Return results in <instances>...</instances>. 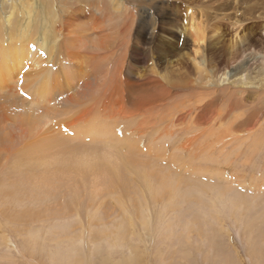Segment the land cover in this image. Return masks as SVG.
Segmentation results:
<instances>
[{"label": "bare ground", "instance_id": "bare-ground-1", "mask_svg": "<svg viewBox=\"0 0 264 264\" xmlns=\"http://www.w3.org/2000/svg\"><path fill=\"white\" fill-rule=\"evenodd\" d=\"M130 2L0 0V120L22 124L16 136L25 145L14 150L12 141H6L0 193L18 206L30 203L19 208L13 203L7 214L43 215L48 209V215H71L66 212L73 200L60 208L57 197L69 186L71 193L87 191L88 186L90 204L84 203L82 212L100 206L104 193L114 194L113 215H146L141 226L153 218L158 235L170 244L175 232L164 215L184 214L196 201L206 220L205 246L213 248L217 264L224 258L223 264H231V258L218 246L222 236L214 229L215 215L234 217V225L248 235L254 261L263 263L264 253H255L256 240L249 231L253 219L263 221L264 179L255 178L262 183L252 187L250 196L189 180L163 165L172 162L184 173L194 167L196 176L199 164H219L221 158L232 167L233 155L235 164L251 167L254 173L264 168V102H248L253 95L249 92L264 91V22L262 37L247 33L227 41L220 29L203 28L192 14L185 18L188 22L182 20L170 0H133L135 7ZM145 7L155 17L146 19ZM243 17L250 25L257 22L250 7ZM257 55L262 64L255 72L250 62ZM147 59L149 68L140 76L134 67L141 70ZM182 64L192 65L195 77L182 70ZM15 79L21 82L17 90ZM64 130L77 135L64 136ZM105 139L110 140L106 148ZM225 180L235 186L233 177ZM30 181L35 183L28 189ZM62 219L54 216L30 235L25 252L38 261L41 256L46 264H84L78 248L45 244L66 238L71 229ZM111 225L89 231L91 256L99 262L112 258L126 232L120 216ZM258 230L264 245V232ZM112 231V240H98ZM133 258L125 261L141 263Z\"/></svg>", "mask_w": 264, "mask_h": 264}, {"label": "rangeland", "instance_id": "rangeland-1", "mask_svg": "<svg viewBox=\"0 0 264 264\" xmlns=\"http://www.w3.org/2000/svg\"><path fill=\"white\" fill-rule=\"evenodd\" d=\"M128 1H131V6L135 7L136 3L134 5L132 3L133 0ZM246 2V0H170V4H173L174 7L180 9L179 12L182 20H186V22H188L185 18L189 14H192L195 16V19L200 22L203 28L204 26H208L210 30L214 28L220 29L222 35L225 36L227 41H233L237 38V36L240 37L241 35L247 33L255 34L256 38L262 37L263 32L260 30V26L264 22V4L251 5ZM249 7L253 10V18L254 20H257V22L255 24H252L255 26L253 28H249L250 30L246 32V27L252 26L250 25V23L248 24V22H244L243 17V14H245V11L248 10ZM142 10H144L143 13L146 16V19L150 20L152 17H155L153 16V10L146 7L142 8ZM148 36L149 33H147V37ZM32 49L35 50V48ZM139 49L144 50L145 47H139ZM254 52L255 51H253V53H250L255 55L256 53ZM253 57L254 56H252V61L250 62L252 68L251 70L256 72L260 68V64H262V59L259 56L257 58L256 56L255 58ZM150 63L151 62L147 59L144 62L145 67L141 70L134 67L135 72L140 74V76H144L146 74V70H148L149 68ZM182 66V70H187V72L189 71L188 74L195 77L194 73L192 72V65L184 66V64H182ZM174 69H176V67ZM252 71L250 74H252ZM14 81L15 82L13 83L15 85V90H17L19 87H17L16 89V86H18V84L21 82H16V79ZM10 89L14 90V88L12 87ZM6 90L8 91V93H10L9 89ZM248 94H253L248 102L253 101V104L257 102H264V91H258V94H254L252 92H249ZM229 95L231 94L228 93L225 98H228ZM3 110V107L0 106V119L2 116H4ZM21 125L22 124H19L17 121L10 118H5L4 123H2L0 120V131L3 133H0V139L2 138L0 140V158H8V148L6 144L7 140L12 141L14 150H21V148L25 147V145L22 144L23 141L19 138V136H16V132H18V130L22 127ZM62 135L75 137L77 135V132L64 130V133ZM85 141L89 142L87 139H85ZM105 142L108 143L104 145V148H106V146L110 144V140L105 139ZM229 160L233 164L232 167L227 166L228 162L222 160V158L220 160H216L221 162L219 164H199L200 166L198 167H200V170L197 172L196 176L192 175L191 172L194 167L185 169L184 173L181 168H178V166L171 165L172 162L168 163L167 165H163L161 163V165H163V167H167V169L172 172L175 171L177 174H184V176L189 180L212 185L218 189L222 187H228L230 189H234L235 192L239 194L247 193L250 196L253 195L254 190L252 189V187L260 185L262 183L255 178L260 177V179H264V168L254 173L253 170H251V167H245L235 164V156L230 155ZM188 166L191 167L193 165ZM225 173H228V176H225ZM252 173H254L255 175L254 178L251 177ZM228 177L234 178L235 186L226 183L225 179H227ZM29 180L30 179H28V181ZM27 183V188L31 189V187L29 186L35 183V181H30V184L29 182ZM262 186L264 188V183H262ZM85 189L87 191H75L71 193L69 186L66 191L60 192L59 196L57 197L59 198V204L56 203V205H58L59 207L61 206L60 208L64 207V203L68 202L69 199L73 200L72 205L66 203L69 205L70 210V212L67 211L66 213H71V215H48V209L45 213H43V215H8L6 209H11V207L14 208L13 203H15V205L17 206L18 203L16 204L13 198L6 196L8 199H5L7 201L10 200V203L7 202V205V203H4L5 196H2L3 194L0 193V264H46L47 261L42 259L41 256L39 257L40 259L38 261L37 259L32 257L33 255L31 256V254L26 253V245L24 242L31 237L30 235L37 233L44 223H49V221H52V218L54 216L63 217L62 222H67L64 224V226L66 228H70L71 230H69L67 234L64 235V237L66 238H53L54 241L45 243L46 246L78 248L83 254L82 256H84L86 260H88L87 257L91 256L92 251V243L90 241L93 238V234L90 236L89 231H91V229L93 228L98 229L102 227H109L114 221V217L118 218L120 216V218L125 220V235L120 238L119 245L117 246L118 249L112 254V258H110L109 261L101 260L99 262V260L96 259V255L93 254V257L91 256L92 260H84V264H88V262L90 261L93 264H132L128 262L132 257L138 258L141 261L140 264H217V256L215 254V251L213 252L211 250L213 249L211 246H205L206 237L208 236H205L203 226L206 224V220L204 219L203 215H201L202 213H200L198 205H196V201L192 203L194 208L187 209L184 214L180 213L177 215H164V218H169V224L175 232V234H173L175 235V237L172 236L173 240L169 244V242L164 243V240L161 238V236L158 235V231L156 229L157 225L155 224L153 218L149 217L154 222L147 219L145 221V224L141 226V220L146 218V215L144 217V215H133L129 212H123L122 215H113V212H115L117 209V202L116 199H114V194L104 193L105 198L101 200L100 206H94L92 211H90V207L88 206L87 210L82 212V205L84 203L86 205L90 204L87 199V197L91 195L90 192H88V186ZM260 194L264 195V190H262ZM255 195H257V193H255ZM34 197L37 196L34 195ZM2 198L4 199L3 202ZM25 203V205H22V203L20 202V206H18V208L25 207L30 204L29 202ZM95 213H98L99 215H90ZM168 213L171 214V211H168ZM215 216L216 217H213L215 219L213 225L214 229L222 236L221 243L218 246L222 249L223 254L225 253L228 254L227 256H230L231 264H264V261L263 263H257L254 261V258L248 250V235H246V233L243 234L238 224L234 225V217H229L227 215ZM255 216L258 215H254L253 217ZM95 218H97V220H95ZM256 218L253 219L254 224L250 229L249 234L254 233L252 239H255L257 241L254 242L256 244L252 243L256 246H254L253 248L255 250V253L262 255V253H264V245H261V243L259 242L260 234L256 232L258 229L260 231L262 229L261 233L264 232V215L263 218H261V220L263 221H257ZM254 220H256L258 223ZM260 227L262 228L260 229ZM41 229L44 230V227H42ZM113 231L105 232L101 236H97L98 240L100 242L102 241V239H104V241L110 239L112 240ZM58 232L61 233V231ZM181 233H184L185 235L182 236ZM185 236L192 239L193 242L187 243V241L184 239ZM198 244L200 246H198ZM103 246L106 247V244L103 243ZM133 249L134 251L131 252L130 255V253L128 252ZM125 259L128 261H125ZM42 260L43 262H41ZM224 262H226L225 258L223 259L221 264H223Z\"/></svg>", "mask_w": 264, "mask_h": 264}]
</instances>
